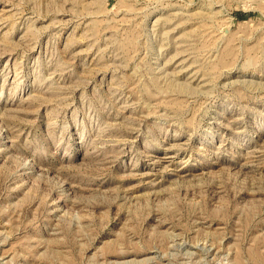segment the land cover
Listing matches in <instances>:
<instances>
[{"label": "rangeland", "instance_id": "rangeland-1", "mask_svg": "<svg viewBox=\"0 0 264 264\" xmlns=\"http://www.w3.org/2000/svg\"><path fill=\"white\" fill-rule=\"evenodd\" d=\"M0 264H264V0H0Z\"/></svg>", "mask_w": 264, "mask_h": 264}]
</instances>
